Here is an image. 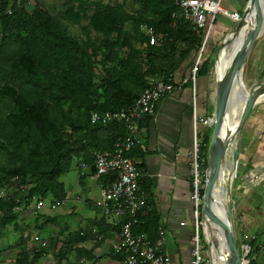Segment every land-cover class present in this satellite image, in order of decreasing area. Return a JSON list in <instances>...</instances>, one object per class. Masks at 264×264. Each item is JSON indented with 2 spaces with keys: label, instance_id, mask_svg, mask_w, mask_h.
<instances>
[{
  "label": "trees",
  "instance_id": "obj_1",
  "mask_svg": "<svg viewBox=\"0 0 264 264\" xmlns=\"http://www.w3.org/2000/svg\"><path fill=\"white\" fill-rule=\"evenodd\" d=\"M59 2L61 8L55 9V0H0V233L10 224L22 232L55 223L56 217L40 208L31 221L19 220L32 195L48 204L65 196L58 177L78 165L73 159L84 160L91 174L92 152L111 149L116 137L127 132L121 120L91 123L90 112L131 105L151 78L173 82L174 73L190 66L200 45L201 31L184 17L176 0ZM73 24L80 26L82 35L69 29ZM141 24L152 28V43ZM213 28L197 75L211 70L208 42ZM199 131L203 183L211 125ZM113 177L114 172L107 171L97 181L105 184ZM104 217L102 212L92 218L97 232L117 229ZM156 224L150 210L143 223L132 225V234L146 232L152 240ZM21 232L10 264H34L48 244L60 260L86 237V226L67 230L57 246L49 237L36 249L25 245ZM250 245L247 264L256 263L258 254L256 264H264V250L260 252L253 239ZM112 255L123 257L122 252Z\"/></svg>",
  "mask_w": 264,
  "mask_h": 264
},
{
  "label": "crops",
  "instance_id": "obj_2",
  "mask_svg": "<svg viewBox=\"0 0 264 264\" xmlns=\"http://www.w3.org/2000/svg\"><path fill=\"white\" fill-rule=\"evenodd\" d=\"M223 3L230 6L228 9L236 8V5L228 1L224 0ZM224 18L229 19L221 15L215 23L212 36L209 38L208 50L217 44L214 40L218 39L220 31L226 26ZM252 49V61L246 70L247 74L243 77L247 88L254 83L264 84V30L256 38ZM189 67L180 68L174 73L173 91L156 101L153 113L146 119L134 123L131 133L140 138L142 145H133L128 151L142 174L138 179L139 186L145 199L152 204L151 216L152 213L156 216V228L159 226L164 230L163 248L171 264H190V237L193 224L188 150L194 125L200 129L205 127L200 118L210 115L213 106L215 76H212L211 72L198 74L192 90L190 82L181 81L187 76ZM262 95L264 90L250 108L240 131L235 134L231 146L227 149L219 180L224 189V203L229 211L231 224L236 237H239L237 241L239 250L241 245L249 241L250 234L264 240ZM75 168L77 179L66 187L63 184L66 191L63 202L52 208L47 202V205L43 202L44 206L40 207L41 210H46L48 206L51 211L58 206V210L53 213L46 212L54 217L67 216L69 220L59 225L56 222L49 223L41 230L32 231H36L44 239L55 238L56 246L70 229L77 230L86 226V237L74 245L73 252H69L60 260L52 254L55 248L48 244L41 258L34 264H125L124 254L123 257H119L113 256L111 252V244L117 239V229L110 228L97 232L92 224V218L101 217L102 213L95 211L97 207L94 205L99 191L97 179L85 169L81 171L77 165ZM89 179L94 181L95 188L91 189ZM93 190L96 193L92 194ZM34 215L35 209L29 205L21 212L19 222L31 221ZM104 221L111 223L107 216L104 217ZM8 226L10 225L1 230L4 233H0V264L11 263L21 232ZM25 245L30 248L37 247L36 242L28 238ZM204 250V264H212L210 248L206 245ZM77 252L79 254H76ZM257 259L261 260V254H258Z\"/></svg>",
  "mask_w": 264,
  "mask_h": 264
},
{
  "label": "built area",
  "instance_id": "obj_3",
  "mask_svg": "<svg viewBox=\"0 0 264 264\" xmlns=\"http://www.w3.org/2000/svg\"><path fill=\"white\" fill-rule=\"evenodd\" d=\"M185 18H188L194 27L201 31L202 37L197 52L195 53L187 76L182 78V82L189 81L192 90L194 89L197 77V68L202 50L207 42L211 31L213 20L218 14L225 15L229 20L237 21L241 11V6L228 9L222 4V0H176ZM141 30L148 34V42L155 39L152 28L146 24H141ZM174 83L165 81L160 77L151 78L149 84L144 87L135 97L133 103L127 107H120L102 112L91 111L89 121L91 123L105 124L113 120L124 122L127 132L118 135L111 149L94 150L92 152L93 172L91 176L98 179L99 175L107 171H113L114 177L105 184L98 183V197L95 204L98 205L105 216L112 224L117 225V239L111 244V252H122L125 264H171L170 258L163 248L165 233L163 228H156L154 239H150L146 232L132 234L131 227L135 223H143V216L152 209V204L145 199L140 189L138 179L142 175L137 169L134 160L129 156L128 151L133 145H142L139 137L133 135L131 130L134 123L144 115H151L154 111L156 101L174 89ZM202 124L207 125L209 115L200 118ZM199 142L197 131L193 127L190 146L188 150V161L190 165V198L192 201L191 217L193 231L190 237L191 256L190 264H203V254L200 252L201 235L199 224L203 223L199 219L202 187V169L198 162ZM78 168L83 171L87 167L84 160L77 159ZM235 165H233V172ZM204 174V173H203ZM4 194V187H0V197ZM65 196L60 200L50 202V207H54L63 202ZM27 206L39 209L43 204V199H36L33 195ZM20 209V206H18ZM125 216L124 219H122ZM204 233V231H203ZM21 235L36 242L37 247L44 246L46 240L36 231L24 229ZM255 240L260 251L264 250V240L257 238L255 234L248 236V242L240 247L243 253L242 258L246 261L245 255L251 250L250 240ZM37 247H34L35 249ZM263 253V252H262ZM213 264V262H212ZM247 264V262H246Z\"/></svg>",
  "mask_w": 264,
  "mask_h": 264
},
{
  "label": "water",
  "instance_id": "obj_4",
  "mask_svg": "<svg viewBox=\"0 0 264 264\" xmlns=\"http://www.w3.org/2000/svg\"><path fill=\"white\" fill-rule=\"evenodd\" d=\"M263 3L264 0H246L245 5L241 8L239 19L236 21L235 25L231 27L234 31L237 30L241 26L246 15L249 16V25L240 37L238 48L230 57L227 67L215 76L213 106L207 124L211 125V132L206 151V167L204 170L201 193L200 216L203 222L210 221L217 225L221 231L227 252L228 264H246V261L242 258L243 253L239 250L236 233L231 224L229 211L224 201L222 202V216H219L213 210V204L217 201L214 197V191L218 186L223 188L219 180L221 178V170L223 161L226 157V151L231 146L235 134L240 131L250 108L258 100L260 93L264 90V84L260 83H254L250 87L245 88L240 79L242 67L250 48L255 39L260 36L264 30ZM227 32L218 44L213 57L214 62L217 58L218 50L225 42ZM210 72H213V65ZM237 80L239 85L242 86L238 90L242 94L243 102L234 129L227 132L226 122L228 120V109L231 102L230 97L233 92V85Z\"/></svg>",
  "mask_w": 264,
  "mask_h": 264
},
{
  "label": "bare ground",
  "instance_id": "obj_5",
  "mask_svg": "<svg viewBox=\"0 0 264 264\" xmlns=\"http://www.w3.org/2000/svg\"><path fill=\"white\" fill-rule=\"evenodd\" d=\"M248 25H249V16L246 15V17L242 21L241 26L237 30L234 31L232 28L228 30L226 37H225V42L219 49L217 58L215 62L213 63V72H216L217 75L225 67H227L229 63V59L234 53V51L238 48L240 37L243 34V32L246 30ZM240 79H241V83L243 84L242 76ZM240 87L242 86L239 85L238 80L235 81L233 85V92L230 97L231 102H230V106L228 109V120L226 122L227 132H230L234 129L237 117L239 115V112L242 106L243 98H242L241 92L238 90ZM262 97H264V95H262ZM214 197L217 201L213 204V210L219 216H222L223 215L222 202L224 201V198H225L224 190L222 187L220 186L216 187L214 191ZM202 223H203V230H204L205 237L207 238L208 243H210L209 248H210V252L212 255V259H213V264H221V261L223 262V264H228L227 263V252H226V248L224 245L221 231L219 230L217 225H215L214 223L210 221H205V222L202 221ZM213 247L216 248V250H213L212 249Z\"/></svg>",
  "mask_w": 264,
  "mask_h": 264
},
{
  "label": "rangeland",
  "instance_id": "obj_6",
  "mask_svg": "<svg viewBox=\"0 0 264 264\" xmlns=\"http://www.w3.org/2000/svg\"><path fill=\"white\" fill-rule=\"evenodd\" d=\"M45 1H50V0H45ZM56 1V7H55V9H58V8H61V5H60V2H59V0H55ZM102 1H110V2H112V1H115V0H102ZM116 1H120V0H116ZM225 1H228L230 4H233V5H239L240 4V6H241V8H243V6L245 5V3H246V0H225ZM224 2V0H222V3ZM224 7H226V8H229L230 6H227L225 3H223L222 4ZM240 14H241V11H240ZM240 14H239V16H240ZM221 15L222 14H218L217 16H216V20H215V23L219 20L218 18H220L221 17ZM224 24L226 25L221 31H220V35H219V37H218V39L217 40H214V42H217V44L216 45H214L213 46V48L210 50V54H211V59H212V63H211V69H212V65H213V63H214V54H215V52H216V49H217V47H218V44L220 43V41L222 40V37L225 35V33L227 32V30L229 29V28H231V27H233L234 25H235V23H236V21H232V20H229V19H225L224 18ZM213 26L215 27V25L213 24ZM213 28V27H212ZM69 29L72 31V32H74V33H76L77 35H82V31L80 30V26L79 25H77V24H73V25H70L69 26ZM255 42H256V39H255V41H254V43H253V45H255ZM253 45H252V47H253ZM252 47L250 48V51H249V53H248V55H247V57H246V59H245V61H244V64H243V67H242V71H241V76H242V79H243V77L247 74V68L250 66V62L252 61V57H253V55H252ZM218 54V53H217ZM211 74H212V76H216L217 74H215V72H211ZM248 74H249V76H250V71L248 72ZM243 81V84H244V87L245 88H247V86L245 85V82H244V80H242ZM209 126V125H208ZM200 130V128L198 127V129H197V131H198V134H197V140H198V142L200 143V135H201V131H199ZM198 154H199V149H198ZM198 162L200 163V157L198 158ZM73 163H75V159H73ZM58 179L64 184V186L66 187L69 183H73L76 179H77V172H76V168L75 167H72L70 170H68L67 172H64V173H62V174H60L59 175V177H58ZM89 183L91 184V189H93V187L95 188V184H94V181L92 180V179H89ZM97 190V189H96ZM94 193H96L94 190H93V192H92V194H94ZM43 202H45V205H47L46 204V200H43ZM44 206V205H43ZM42 206V207H43ZM52 208V207H51ZM58 206L57 207H55L54 209H51V211H49L50 210V208L47 206V211H49V213L50 212H54L55 210H58ZM199 219H201V216L199 215ZM69 220V217H67V216H62V215H60V216H58V217H56V224L57 225H59V224H62L63 223V221H68ZM201 221H202V219H201ZM56 224H55V226H56ZM199 226H200V228H199V232H200V237H201V242L202 243H205L204 245H202V243H201V246H200V252H201V254H203V264H204V256H205V248H206V245L209 247L210 246V243H208V240H207V238H206V242H205V238H204V234H203V231L204 230H202V226H201V224H199ZM5 227H7V226H5ZM8 227H10L11 229H13V226H12V224H10V226H8ZM28 230H33L32 228H28ZM1 233H4L3 231L1 232ZM236 239H237V241L239 240V237L237 238L236 237ZM212 247V246H211ZM213 250H216V248H212ZM215 252V251H214ZM256 263H258L259 262V260L256 258ZM255 262L253 263V262H249V264H256ZM221 264H223V262L221 261Z\"/></svg>",
  "mask_w": 264,
  "mask_h": 264
}]
</instances>
